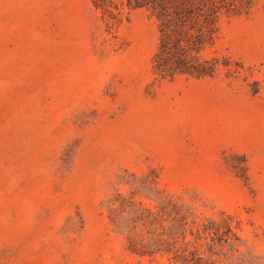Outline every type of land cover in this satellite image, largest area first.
Returning a JSON list of instances; mask_svg holds the SVG:
<instances>
[{
	"label": "rangeland",
	"instance_id": "1",
	"mask_svg": "<svg viewBox=\"0 0 264 264\" xmlns=\"http://www.w3.org/2000/svg\"><path fill=\"white\" fill-rule=\"evenodd\" d=\"M158 37L0 0V264H264V0L221 15L211 76L155 73Z\"/></svg>",
	"mask_w": 264,
	"mask_h": 264
},
{
	"label": "trees",
	"instance_id": "2",
	"mask_svg": "<svg viewBox=\"0 0 264 264\" xmlns=\"http://www.w3.org/2000/svg\"><path fill=\"white\" fill-rule=\"evenodd\" d=\"M92 3L108 19L115 18L123 5L145 7L156 17L159 37L151 66L161 77L176 73L213 75L217 59L203 57L201 51L214 42L221 15L239 11L243 6V0H92ZM181 261L190 264L185 257Z\"/></svg>",
	"mask_w": 264,
	"mask_h": 264
}]
</instances>
